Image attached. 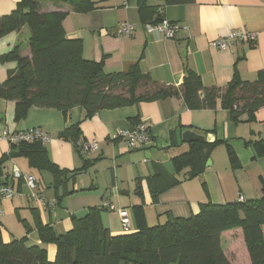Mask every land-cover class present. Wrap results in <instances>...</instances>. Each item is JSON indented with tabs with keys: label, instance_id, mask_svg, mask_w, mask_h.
Returning <instances> with one entry per match:
<instances>
[{
	"label": "crops",
	"instance_id": "0c3cea01",
	"mask_svg": "<svg viewBox=\"0 0 264 264\" xmlns=\"http://www.w3.org/2000/svg\"><path fill=\"white\" fill-rule=\"evenodd\" d=\"M19 1L0 0V17L9 15ZM91 1L97 4V9L85 14L73 13L70 7L50 0H39V6L42 13L67 12L62 22L67 38L81 40L82 57L102 62L106 73L127 72L137 65L142 74L160 86L179 88L186 70H190L199 76L204 87L223 88L235 76L242 81H253L264 69V0H193L189 4L172 6L149 0L148 5L155 7L162 19L184 27L172 39L145 31L144 25L148 22L139 17L137 0ZM122 23L133 26L130 36L116 33ZM236 31L254 34V42H235L225 50L211 47L212 42ZM29 35L24 26L1 37L0 57L18 44L20 55L30 57ZM15 68V62H0V84L6 80L8 71ZM77 123L80 140L97 143V149L85 154L83 159L71 142L58 138L59 132ZM138 123L147 125L152 140L146 148L132 151L118 133ZM31 129H39L49 137L44 144L48 157L57 167L68 171L66 188L72 194L56 205L49 174L45 176V172L30 168L22 157L7 161L2 180H7L16 191L26 195V186L12 177L13 172L33 176L38 196L48 205L29 201L25 196H15L4 202L0 234L5 243L25 237L29 244H39L35 217L42 224L65 233L72 227L71 216H82L89 208L102 203L127 209L131 220V207L140 205L150 225V221L164 222L166 214L175 217L196 214L203 203L224 205L240 198L246 202L261 197L264 157L254 159L252 149L245 142L264 139V106L254 113V120L249 121L244 114L238 122H232L228 112L218 107L189 110L181 98L101 110L88 119L78 107L70 111L67 120L55 109L30 107L24 118L16 121L15 103L0 100V158L10 151V143L2 138L4 133L13 135ZM188 129L211 132L216 140L226 141L233 148L239 167L232 169L224 146H218L210 155V166L200 177L183 181L154 196L150 191V180L159 172L174 174L171 158L188 149L187 143L180 140L181 132ZM172 133L176 144L182 145L170 147ZM85 162L87 169L77 172ZM64 198L67 199L65 207ZM74 200L80 205L73 203ZM51 203L54 206H49ZM101 216L112 235L122 233L116 212L107 210ZM233 232L243 246L240 229L223 233L221 243L224 235ZM46 250L48 260L53 261L55 246L47 245ZM226 256L235 264L229 255Z\"/></svg>",
	"mask_w": 264,
	"mask_h": 264
},
{
	"label": "trees",
	"instance_id": "16d2710c",
	"mask_svg": "<svg viewBox=\"0 0 264 264\" xmlns=\"http://www.w3.org/2000/svg\"><path fill=\"white\" fill-rule=\"evenodd\" d=\"M50 1L66 5L78 14L97 9L91 0ZM148 1L137 0L139 17L148 23L161 20L157 9L148 5ZM158 1L165 6L193 2ZM67 15L62 11L40 12L39 0H20L9 15L0 17V38L24 26L30 32V57L20 55V44L0 57L1 63H16V68L8 71L6 80L0 84V100L15 103L16 121L24 118L30 107L55 109L64 120L78 107L88 119L101 110L181 98L189 110L218 107L228 112L232 122H238L244 114L249 121L254 120V113L264 106V69L253 81H242L235 76L223 88L204 87L199 76L190 70H186L179 88L160 86L142 74L137 65L127 72L106 73L102 62L82 57L81 40L67 38L62 27ZM235 42L239 41L231 44ZM58 138L71 142L79 157L84 158L79 123L63 129ZM181 143L176 144L172 133L170 147ZM44 144L41 141L10 144L9 153L0 158V185H9L7 180H2L4 164L12 158H25L30 168L50 175L55 204L59 205L63 197L72 194L66 188L69 173L50 161ZM221 145L230 167L238 168L236 154L226 141L187 143L186 151L171 158L174 174L159 172L150 180L151 193L158 196L183 181L200 177L212 151ZM245 145L252 149L254 159L264 157V139ZM87 165L85 162L76 171H85ZM260 184L261 197L256 200L224 205L203 203L196 214L186 217L166 214L164 222L153 225L147 224L140 205L133 206L130 230L118 235H112L104 225L101 213L108 209L101 205L89 208L82 216H71L72 227L65 233L35 217L39 244H29L25 237L5 243L0 234V264H232L223 251L221 235L237 229L242 231L249 264H264V181ZM47 245L56 248L51 262L47 258Z\"/></svg>",
	"mask_w": 264,
	"mask_h": 264
},
{
	"label": "built area",
	"instance_id": "2783aa9c",
	"mask_svg": "<svg viewBox=\"0 0 264 264\" xmlns=\"http://www.w3.org/2000/svg\"><path fill=\"white\" fill-rule=\"evenodd\" d=\"M182 28L180 24L171 23L165 19H161L159 22L146 23L144 29L147 33L157 32L163 35L165 39H172ZM133 32V26L127 23H122L117 29L116 33L121 36H130ZM255 40V35L243 32L236 31L229 35L227 38L214 41L211 43V47L217 50H225L233 41L252 43ZM118 136L122 138L129 150H139L146 148L151 143V135L146 124L138 123L130 129L120 131ZM2 138L7 140L10 144H16L20 142H33L41 141L46 143L49 141V137L39 129H31L25 132H19L13 135L3 134ZM97 149V143L84 142L81 144V151L83 154H87L90 151ZM13 178L21 180L23 184L28 189L26 195L22 194L19 191H16L11 185H0V218L3 215L2 204L6 201H10L15 196H25L29 201L40 203L41 205H48V202L38 196L36 192V179L28 174H22L19 171L13 172ZM238 201L242 202V198ZM49 206H54V203L49 204ZM101 207L108 209V211L116 212L122 232H127L130 230V216L127 209H116L110 204L102 203Z\"/></svg>",
	"mask_w": 264,
	"mask_h": 264
},
{
	"label": "rangeland",
	"instance_id": "374dc122",
	"mask_svg": "<svg viewBox=\"0 0 264 264\" xmlns=\"http://www.w3.org/2000/svg\"><path fill=\"white\" fill-rule=\"evenodd\" d=\"M159 21H161V20H159ZM159 21H157V22H159ZM44 175L49 176L46 173ZM24 189H26V192H29L26 187H24ZM66 200H67L66 198L63 199V206L64 207H65ZM73 203L77 204V206L80 205L79 202H77L75 200L73 201ZM103 214H105V212ZM117 219L119 220L118 217H117ZM149 223H150V225H153L154 223H157V222L150 221ZM119 224H120V221H119ZM120 228H121V226H120ZM236 238H237L236 232H233V233L228 234V235H224L222 243H221L223 251L225 252L226 255H229L230 259H232V261L235 264H247L248 260L246 259V252H245L244 244L242 246V244L240 242H238L236 240ZM232 243H233V246H232ZM248 264H249V262H248Z\"/></svg>",
	"mask_w": 264,
	"mask_h": 264
},
{
	"label": "water",
	"instance_id": "95a60500",
	"mask_svg": "<svg viewBox=\"0 0 264 264\" xmlns=\"http://www.w3.org/2000/svg\"><path fill=\"white\" fill-rule=\"evenodd\" d=\"M180 140L182 143H195V142H205L211 144L215 141V136L213 134L201 135L191 130H185L180 134ZM210 166V160L206 162V167Z\"/></svg>",
	"mask_w": 264,
	"mask_h": 264
}]
</instances>
